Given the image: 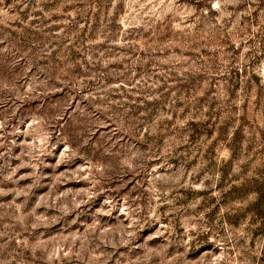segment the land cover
I'll return each mask as SVG.
<instances>
[{
  "label": "rangeland",
  "instance_id": "obj_1",
  "mask_svg": "<svg viewBox=\"0 0 264 264\" xmlns=\"http://www.w3.org/2000/svg\"><path fill=\"white\" fill-rule=\"evenodd\" d=\"M0 264H264V0H0Z\"/></svg>",
  "mask_w": 264,
  "mask_h": 264
}]
</instances>
